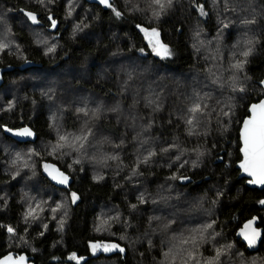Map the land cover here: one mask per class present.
I'll list each match as a JSON object with an SVG mask.
<instances>
[{"label":"trees","instance_id":"obj_1","mask_svg":"<svg viewBox=\"0 0 264 264\" xmlns=\"http://www.w3.org/2000/svg\"><path fill=\"white\" fill-rule=\"evenodd\" d=\"M0 3L8 6L11 13L33 14L40 27L56 34L60 45L57 56L61 54L56 62H54L56 58L48 60L44 52L32 42L29 32L14 19L9 31L14 41L19 44L20 50L18 53L0 50V86L18 74H25L34 68H48L49 63L54 64L62 59L68 66L89 70L87 77L76 76L71 82L72 87L78 91L76 95L65 91L61 92L60 96L55 98L50 96L47 100V93L31 99V94L26 92L30 95L27 98L28 102L20 104L12 113L0 115V138L3 142L23 147L36 145L44 140L49 141L54 136L52 128L54 120L58 122V131L62 134L78 131L77 136L86 135V140L89 141L93 137L91 132L95 129L101 135L111 138H101V142L106 144L113 138L119 144L121 137L125 136V129L130 128L134 121L150 126L153 135L165 140L170 139L169 144L177 148V156L184 151L181 147L185 148L187 145L186 148L200 150L201 156L205 154L206 159L201 166L197 161L194 168L186 166L180 169L177 163L173 164L175 153L171 154L167 149L165 155L160 156L158 152L156 158L153 156L143 164L149 166L141 170L145 184L152 187L165 181L162 184L164 185L180 177L181 186L193 197L202 196L201 194L212 195V190L217 188L220 195L214 197L217 202L216 228L225 233L244 255L264 252V232L258 248L253 251H248L237 238V228L253 215L258 217L259 225L264 230L262 214L264 204L260 205L258 202L264 199V188L258 190L247 187L244 178L238 176L235 167V163L240 159L238 150L240 122L247 114L249 103L264 97V0H181L180 3L171 0V5L162 18L154 22V26H158L161 42L166 44L171 52L166 58L154 57L144 41L140 29L152 25L145 19L147 14L142 12L133 14L127 11L129 5L122 6L117 0H111V7L105 9L86 2L87 6L96 9V17L91 20L94 32L91 37L70 36V26L64 19L65 3L62 0H52L49 3L0 0ZM200 6L203 7L206 19H200L199 13L197 15ZM117 12L120 13L119 16L116 15ZM117 44L125 51H130L132 47L137 56L140 53L150 64L170 72L173 80L171 85L168 84L171 88L168 94L164 97L160 95L167 90V87L162 85L148 87L142 91L140 88L137 91H141V94L126 95V88L120 85V75L126 69L122 70V66L121 69L120 66L117 67L113 60L108 62ZM244 52H249V55L244 56ZM237 64H242V67H235ZM221 71L224 75L220 78L221 83L226 84L217 96L212 92L215 91L213 75ZM236 73L239 77L234 78ZM191 74L201 76V79H211L213 83L194 93L204 100L194 99L187 110L190 112L194 104L202 101L200 107L209 113L206 117L200 116L196 121L193 118L192 124L184 125L175 118L176 107L173 103L177 102V97L180 100L181 95H186L185 85H188L186 79ZM79 90L86 94L83 95ZM111 96L116 98L114 107L118 101L122 102L124 108L135 105L123 116L119 113L93 111L90 106L93 98L103 99ZM154 103L162 104L160 108L154 110L150 107V104ZM141 107L145 108L144 115L140 112ZM199 122L202 123L199 125ZM2 126L11 128L28 126L35 132L36 138L27 142L16 141L4 134ZM130 146L134 147L132 139L129 141L128 147ZM71 150L79 151L78 148ZM1 151L0 149V191L6 187L10 197L4 209L0 208V256L8 252L14 255L24 252L31 256L35 264H93L101 259H112L116 264H141L140 256L145 257L144 264L151 262L154 264L156 259L161 258L163 246H159L158 240L167 239L166 233H161L160 238L156 239L158 248L152 250L155 253L154 258L149 256L151 252L146 242H142L138 248L133 243L142 234H155L158 228L165 230L164 224L171 219L170 211L173 208L169 209L166 205L165 212L160 215L146 208H139V213L135 214L127 204V201H136L134 193L126 187L123 176L119 181L108 175L97 181L90 177L88 170H83L77 171V178L74 179L67 166L51 156H43L42 162L36 163L34 173L46 184L65 193L73 191L76 194L78 199L71 205L67 223L61 228L49 222L45 229L37 226L29 229L27 233L31 242V252L26 248L8 246L7 226L17 228L23 212L17 200L16 178L12 176L9 167L11 164L9 161L14 158L10 156L7 158L9 161L3 160L6 157ZM104 153L105 150L100 153L101 160ZM131 155V148H127L122 163H131ZM170 155L173 157L172 160ZM23 158L25 160L26 157L23 155ZM44 162L54 163L65 172L71 179L67 188L55 186L44 176L42 172ZM1 203L0 198V207ZM110 204L116 210L120 209L128 218H121L123 215L121 214L119 219L122 221L121 224L127 223L130 226L131 240L117 239L95 231V219L102 214V209ZM177 223L180 226L187 224L184 218ZM154 224L158 225L153 232L150 227ZM95 242L115 243L121 250L93 254L90 247ZM132 245L136 247V253L131 252ZM75 257L81 260L75 261Z\"/></svg>","mask_w":264,"mask_h":264},{"label":"rangeland","instance_id":"obj_2","mask_svg":"<svg viewBox=\"0 0 264 264\" xmlns=\"http://www.w3.org/2000/svg\"><path fill=\"white\" fill-rule=\"evenodd\" d=\"M26 1H39L43 3H49L52 0H26ZM65 3V16L64 19L70 26V36H85L91 37L94 32L92 30L91 20L95 18L96 9L87 6V3L83 0H62ZM121 2L122 6L129 5L127 11L137 14L142 12L147 14L145 17L147 22L152 23L149 28H141V34L144 41L149 48V52L157 58H162L153 51V46L160 50L162 43L159 35L158 37H152L146 35L142 29H148L149 34L152 29H156L158 32V26H154V22L160 20L165 14L166 10L170 7L171 3L168 0H160V4H157L155 0H117ZM181 0H176L180 3ZM163 5V7H161ZM198 10V7H197ZM200 10V9H199ZM200 15V19H206L201 11H197V15ZM16 19L18 24L24 27L30 34L32 42L39 47L45 54L48 60L58 61L60 55L57 56V50L60 48L59 41L56 38V34L53 31H46L39 24L33 22L28 16V13L16 14L11 13L10 8L5 4L0 3V50H7L10 52L18 53L20 50L19 44L14 41L9 31V26L12 21ZM199 21V20H198ZM159 34V32H158ZM99 39V38H98ZM149 39L152 40V44H149ZM6 45V47H4ZM54 50L49 52L48 49ZM169 49V47L167 46ZM170 51V50H169ZM123 53V54H122ZM112 56H109L108 62L112 60L117 64L116 66L122 70L126 69L120 75V85L122 88H126V95H133L134 93L141 94V91L148 87L166 86L167 90L161 92V96H165L171 90V81L173 75L166 70L158 67L157 65L150 64L146 61V58L142 57L139 53L134 51L131 47L130 51L122 50L117 44V48L113 50ZM115 54H122L115 56ZM65 57V56H63ZM120 58L121 60H114ZM63 60V59H62ZM60 60L54 64H48V68H34L27 73H21L13 77L11 81L0 86V115L12 113L17 110L20 104L28 102L27 98L31 94L32 97L37 95H44L47 93V100L51 97L60 96L61 92L68 91L71 95H76L78 92L72 87L71 82L77 77H87L89 74L88 68L81 70L80 67L68 66L64 61ZM201 76H195L194 74L188 75L186 82V95H179L177 102L173 103L176 107V119L180 120L184 125H188V120L195 121L200 116L206 117L209 112H205L202 107L201 111L197 113L188 112L190 104L194 99L201 97L195 95L197 90L206 88L213 82L211 79H201ZM224 77L221 72H217L213 75L215 79V91H212L217 96L220 95V91L225 88L226 83H221L220 78ZM234 78L239 77L236 73ZM165 82V84H163ZM169 84V85H168ZM140 88L141 91H137ZM83 93V90H79ZM135 91V92H133ZM133 92V93H131ZM81 94V95H82ZM237 94V93H236ZM34 95V96H32ZM115 96L99 97L92 99L90 105L93 111H105V113H112L125 115L129 113L135 104L130 105L128 108H124L122 102L118 101L114 107L116 98ZM90 101L91 99L88 98ZM201 102L194 104L201 105ZM33 106H36L31 102ZM162 103L150 104L154 110L161 107ZM146 107V106H145ZM147 108V107H146ZM148 109V108H147ZM140 112L145 114V108L141 107ZM114 117V116H113ZM145 119V118H144ZM143 119V120H144ZM198 122V121H197ZM202 122H199V125ZM53 139L47 141H40L36 145H25L23 147H15L11 144L5 143L0 138V149L6 159L12 156L14 159L9 161L10 170L13 177L16 178V186L18 190V202L22 209V215L20 216L19 226L11 227L7 226V231L12 228L13 231L8 235V246L14 248H26L31 252V242L28 235V230L35 226L45 229L49 222H52L55 227L61 228L66 225L68 215L71 211V205L74 203L72 198L73 191L65 193L63 190L52 187L50 184H46L37 174L34 173V167L38 161L42 162L43 156L54 157L64 165L67 166V170L74 175V179L77 178L76 172L88 170L90 177L93 180H102L105 176H111L115 181H119L123 176L125 185L128 190L134 193L136 201L129 202L127 204L129 209L133 213H139V208H146L151 210L154 214L160 215L165 212L166 205L170 211L171 219L164 224V229L161 230L154 224L150 227V230L155 231V234L146 235L142 234L140 238L134 241V245H142V242H146L148 249L150 250L152 258L155 257V253L152 251L158 248L157 240L160 238L161 233L168 235L165 240H158L159 246L162 247V256L160 259H156L154 264H264V252H255L250 255H244L240 248L236 246L227 235L216 228L217 212L216 199L219 191L217 188L212 190V195L191 196L190 192L186 191L182 186V180L180 177L172 179L170 182L165 183L162 181L152 187L145 184L141 175L142 168H148L146 165L148 160L153 156L156 158L157 153L165 155L164 152L167 149L171 154L175 153L173 164L178 165L180 169L189 166H193L197 161L200 165L205 162L206 156H201V152L198 149H190L185 145V148L181 147L184 151L177 156V148L169 144L170 139H161L158 135H153V131L150 126H144L142 123L137 124L134 121L130 124V128L125 129V136H118V140L121 137L119 144L114 138L108 142V144L101 142V138H109L101 135L97 130H93L91 134L92 139L87 141H75L72 147L69 144H73L74 138L77 137L78 131H74L67 134H62L58 131V122L56 120L52 123ZM197 135V134H195ZM65 136L68 138L67 142L61 141L60 137ZM203 136V135H202ZM156 137L154 140L153 138ZM132 139V145L134 147H128L129 141ZM239 140V139H238ZM108 141V139H107ZM58 144H65L63 148L56 147ZM82 145V146H81ZM72 148H78L79 151H73ZM99 148L98 150H93ZM127 148H131V163H122L124 161V155L127 152ZM55 149V150H54ZM104 152L102 160L100 159V153ZM239 149V148H238ZM23 155L26 157L25 160ZM171 160H172V155ZM20 157V159H18ZM41 158V159H40ZM40 159V160H39ZM170 160V161H171ZM175 162V163H174ZM202 162V163H201ZM162 185V186H160ZM160 186V187H159ZM68 187V186H67ZM66 187V188H67ZM62 188V187H60ZM9 191L6 187L0 191V198L2 199L1 210L7 205L9 201ZM77 197V196H76ZM78 199V198H77ZM75 199V201H77ZM264 199H260L258 202L260 205ZM186 206V208H183ZM55 210V211H54ZM102 214L98 215L94 222V228L96 232H103L108 236L120 238L122 240H131L132 232L129 231L130 226L127 223L121 224L120 215L123 214L120 209L116 210L110 204L102 209ZM264 218V211L262 212ZM121 218H126V215H121ZM187 222L186 225L180 226L179 223L182 219ZM128 219V218H126ZM156 219V218H154ZM211 225V228H207L206 225ZM137 226L139 224L137 223ZM149 226L147 227V229ZM146 229V230H147ZM145 230V231H146ZM140 229L137 231L139 234ZM187 240L188 243H184ZM117 245L115 243H100L95 242L91 244V252L96 254L98 252L107 253L110 251L121 249L119 247H112ZM95 247V250L93 248ZM105 247L109 248V251H105ZM131 252H137L136 247L132 245ZM191 255V258L189 254ZM144 258L142 263L144 264ZM75 261H80L81 258L75 257ZM139 262V261H138ZM149 262H151L149 260ZM93 264H116L112 259H101ZM151 264H153L151 262Z\"/></svg>","mask_w":264,"mask_h":264},{"label":"snow or ice","instance_id":"obj_3","mask_svg":"<svg viewBox=\"0 0 264 264\" xmlns=\"http://www.w3.org/2000/svg\"><path fill=\"white\" fill-rule=\"evenodd\" d=\"M100 2L103 4H107L108 7H111V4H108V0H100ZM155 2L157 4H160V0H155ZM168 3L170 4L171 0H168ZM161 7H163V5H161ZM200 11H201V14H204L202 6H200ZM116 15L119 16L120 13L117 12ZM28 16L33 20V22H36V17L33 14L28 13ZM52 24H53V27H55V21H53ZM142 31H144L146 35H150L152 37H158L159 35L156 29H152L150 34H149L148 29H142ZM149 44H152L151 39H149ZM4 47H6V45H4ZM53 50H54L53 48L48 49L49 52ZM141 51H143V49H141ZM153 51H155L156 54L161 56L162 58H166L167 56L171 55V52L169 51L167 46L162 45V44L160 45V50H157V48L153 46ZM243 55L247 56L249 55V52H244ZM235 67L240 68L242 67V64H237L235 65ZM80 111H83V109H80ZM199 111H201L200 105H196L195 107L190 109V112H193V113L199 112ZM250 112H251V115L249 118L244 120L243 129L241 131V138L244 144V147L241 149V152L244 155V161L241 162L240 167L245 172H248L249 175L258 177L257 179L250 180L249 183L264 184V100L259 101V103L257 104L251 105ZM188 123L192 124L193 120L191 119L188 120ZM8 131H12V130L8 129ZM16 134L19 136H25V137L33 135L31 130L28 128H23V129L18 130ZM86 139H87L86 135L83 137L77 136L74 138L73 144H69L68 146L72 147L75 141L86 140ZM60 140L67 142L68 138L65 136H61ZM64 146L65 144H58L56 147L63 148ZM44 167H45V170L47 171L50 167H54V166L45 165ZM56 171L59 173L58 169ZM49 175H52V173L49 172ZM52 178L58 179V182L62 184H67L68 182V177L65 176L63 173H59V176L53 175ZM72 198H73V202H75V199H77L75 193H72ZM261 203H264V201H261ZM250 225H251V222H249L248 225H245V228L250 227ZM206 227L211 228V225L210 224L206 225ZM8 231L12 232L13 229L9 228ZM258 236H259V233L255 231L251 238L248 236H245V239L249 241V246L255 243V239ZM184 243H188V241L185 240ZM95 247L96 246H93L94 250H95ZM112 247H118V245H113ZM104 250L109 251L110 249L105 247ZM191 255L192 254L190 253L189 254L190 258H191ZM5 259L7 260L10 258L6 257ZM19 259L20 261H23L24 257H20Z\"/></svg>","mask_w":264,"mask_h":264},{"label":"water","instance_id":"obj_4","mask_svg":"<svg viewBox=\"0 0 264 264\" xmlns=\"http://www.w3.org/2000/svg\"><path fill=\"white\" fill-rule=\"evenodd\" d=\"M85 2H88V3H92V4H96L98 6H100L101 8L105 9L107 8V4H103L100 2V0H84ZM111 3V0H108V4ZM261 100H264V97L263 98H260L259 100L257 101H253L251 103H249L248 107H247V114L242 118L241 122H240V126H239V129H238V139H239V154H240V159L235 163V167L237 168L238 170V176L240 177H243L244 178V183L247 187L249 188H255V189H258V190H261L264 188V184H260V183H249L250 180H254V179H257L258 177L257 176H252V175H249L248 172H245L241 167V162L244 161V155L243 153L241 152V149L244 147V144H243V140L241 138V131L243 129V123H244V120L249 118L250 115H251V112H250V108H251V105L253 104H257L259 103V101ZM23 128H28L31 130V132L33 133L32 136H19L17 135L16 133L18 132V130L20 129H23ZM8 129H11L12 131H8ZM2 130L4 132L5 135L9 136L10 138L16 140V141H19V142H27V141H33L35 138H36V135H35V132L28 126H20V127H15V128H11V127H8V126H2ZM45 165H50V166H54V167H50L47 171L45 170ZM59 170V173H63L65 176H67L65 174V172H63L56 164L54 163H51V162H44L43 163V166H42V172L44 174V176L52 183L54 184L55 186H58V187H62V188H66L70 182H71V179L68 177V182L67 184H62V183H59L58 182V179H53L52 176L53 175H56V176H59V173L56 171V170ZM49 172L52 173V175H49ZM249 222H251V225L250 227L248 228H245V225H248ZM254 231L255 232H258L259 233V236L256 237L255 239V243L251 246H249V241L247 239H245V236H248V237H252L253 234H254ZM263 228L262 226L259 225V219L256 215H253L247 219H245L241 225L237 228L236 230V235H237V238H239V240L244 244L245 248L248 250V251H253V250H256L263 238ZM243 233V234H241ZM6 257L10 258V259H5ZM20 257H24V260L23 261H20ZM0 264H35L34 261L31 259V256L25 254L24 252L20 253V254H17V255H14L12 254L11 252H8L2 256H0Z\"/></svg>","mask_w":264,"mask_h":264}]
</instances>
